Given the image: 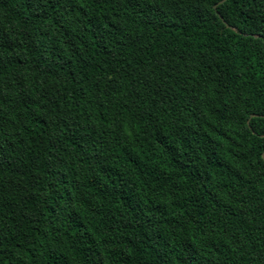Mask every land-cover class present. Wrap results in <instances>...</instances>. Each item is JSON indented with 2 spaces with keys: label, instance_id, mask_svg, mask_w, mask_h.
<instances>
[{
  "label": "trees",
  "instance_id": "16d2710c",
  "mask_svg": "<svg viewBox=\"0 0 264 264\" xmlns=\"http://www.w3.org/2000/svg\"><path fill=\"white\" fill-rule=\"evenodd\" d=\"M219 1L0 0V264H264V0Z\"/></svg>",
  "mask_w": 264,
  "mask_h": 264
},
{
  "label": "water",
  "instance_id": "95a60500",
  "mask_svg": "<svg viewBox=\"0 0 264 264\" xmlns=\"http://www.w3.org/2000/svg\"><path fill=\"white\" fill-rule=\"evenodd\" d=\"M225 0H220L219 2H217L215 5H214V8L217 7V5L221 4L222 2H224ZM220 19L223 21V23L226 25V27H228L229 29H232L234 31H237V28L235 26H232L230 24H228L221 15H219ZM262 157L264 158V152L262 153Z\"/></svg>",
  "mask_w": 264,
  "mask_h": 264
}]
</instances>
